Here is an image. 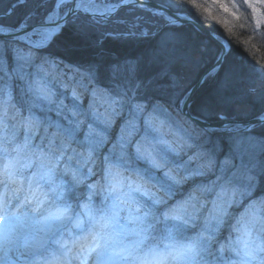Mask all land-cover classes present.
<instances>
[{"label":"clouds","instance_id":"9594fccd","mask_svg":"<svg viewBox=\"0 0 264 264\" xmlns=\"http://www.w3.org/2000/svg\"><path fill=\"white\" fill-rule=\"evenodd\" d=\"M48 2L0 39V264H264V138L213 147L174 101L102 89L51 51L70 19L132 4L150 14L132 35L159 25L197 53L199 34L222 79L256 92L264 0Z\"/></svg>","mask_w":264,"mask_h":264},{"label":"rangeland","instance_id":"374dc122","mask_svg":"<svg viewBox=\"0 0 264 264\" xmlns=\"http://www.w3.org/2000/svg\"><path fill=\"white\" fill-rule=\"evenodd\" d=\"M31 1H37V0H12L10 5H8L7 2L5 1L6 3L4 7L0 8L1 11L0 33L6 32L5 29L8 27L17 29L21 27L22 24H27L29 26L35 24V23H30L31 21L30 18H33L36 15L34 12L33 13L31 12L26 16H24L23 20L20 23L14 24V26L12 25L13 22L11 16L13 15V13H15L17 9H19V6L21 4H25V3L30 4ZM114 2L119 3L120 0H114ZM121 5L122 6L118 9V11L114 15L109 17L108 22L106 24H103L106 25V27L104 28L106 29L105 31H108L105 34L113 35V36L122 35L133 38H141L137 35H132L133 32L138 33L140 31V28L138 27L134 28L131 27V25L134 24L135 18L138 15H143L146 18H149L150 14L143 12V10L136 9L132 4H121ZM83 17L91 18L92 19L91 22L93 25H97L98 23L96 22V19H100L99 17L94 19L91 14L82 13L75 19V21H78V19L82 20ZM85 21L87 22V20ZM121 21H123V23H121ZM70 22H73L74 24L76 23L71 19L69 20V23ZM140 23L144 24L145 20H141ZM76 31L81 32L79 30ZM151 32H155L156 34L154 36L149 35L147 38L157 37V41H156L157 46L158 47L163 46L162 52L163 51L166 52L164 53V56H166L164 60L163 58L160 59L157 56V54H154L153 51H152V55H147V56L139 55V57L135 58L133 61L129 60V61L121 62L119 66H116L114 76L117 77L118 79L114 80V82L113 80H105L102 77L103 81H108L106 83L107 85H103L102 84L103 82L96 81V83L102 89H107L108 91H111L113 93L127 94L129 96H131L133 90H135L138 95H142V96H147V95L150 96L152 92L157 91L160 92V95L162 97L164 98L169 97L171 102L174 101L175 105L177 107H180L181 106L180 101L183 99L187 91L194 84H196L202 73L213 65V63H211L209 60L211 53L206 49L207 47H205V49L208 51L207 55L204 54V52L194 53L189 49V47L188 49L185 50L184 53L182 51L180 52L181 49L178 46L175 49V45H176L175 37L171 31H169L168 29L166 30V28L160 27L159 25H156L150 27V33ZM8 40H10V37H8ZM200 46L203 47L202 44ZM188 50L189 53L186 52ZM185 53L188 56H185ZM154 63L158 65L157 67L160 68L158 70L159 73L163 72L162 77L160 76L159 79V82H161V84L157 85L156 87L153 85L152 79L149 80L150 76L152 77V74H154L155 72L150 70L149 71L150 75L147 76L149 67H151V64ZM201 70H203V72H201ZM222 72H223V65L217 73L212 72L209 74V76L205 79V81L200 85L199 90L192 97L194 99L191 105L197 100V98L201 97V95L205 93L206 90L211 87V85H215L216 83V85L219 86L218 83L222 81L225 82V87L227 89L231 87L229 90H232L234 87L238 88L237 90L235 89L236 91L233 90L229 94L232 95L235 94V100L242 102V105H238L237 108L235 109L238 113L240 111L239 114H241L242 117L244 118L249 117L250 113H257L256 116L260 115L261 113H264V89H257L256 92H252L249 90V86H236L233 83H231L228 79L222 80V74H221ZM199 73L201 75L198 77ZM121 74L123 77L120 76ZM219 76L221 77L220 79H218ZM130 79H132L133 83H131ZM222 82L220 83V88L223 89L224 87ZM109 85L112 86L114 89H112V87L110 88ZM250 87H256L255 83H253ZM222 93L214 92V95L216 98L219 99L226 98ZM258 93L260 94L258 95ZM103 95L104 93L101 92L102 98ZM252 97H254V100L252 99V101L256 104V105L254 104L255 106H251L250 104H248L251 102ZM243 102H246V104H244ZM224 115L227 116V114ZM236 117L237 116H235V119ZM231 131H232L231 133L229 132L227 133V135L221 137L220 134H214V135L212 134L214 136V140H216L215 144H213L214 145L213 147H216L218 142L221 146H224V142L226 140L232 141L233 137L237 139H239L242 136L252 137L254 140H259L260 138H264V122L255 124V127L251 126V131L244 132L238 129L237 127L231 128ZM207 139L209 141L208 135H207ZM228 147L230 150V145Z\"/></svg>","mask_w":264,"mask_h":264},{"label":"trees","instance_id":"16d2710c","mask_svg":"<svg viewBox=\"0 0 264 264\" xmlns=\"http://www.w3.org/2000/svg\"><path fill=\"white\" fill-rule=\"evenodd\" d=\"M5 1L8 5H10L12 2V0H0V8L4 7L6 3ZM19 9H17L11 16L13 26L14 24L20 23L23 20V17L31 12H34L36 15L33 18H30V23L41 21L44 15H46V13L50 11V4L48 0H37L31 1L30 4H21L19 6ZM85 18L86 17H83L82 20L78 19V21H74L76 22L75 24L73 22L68 23V25L63 29L62 34L56 38L51 51L54 55L59 56L70 63L86 68L92 74L93 79L97 82H103L102 84L107 85L106 83L108 81H103L102 77L105 80H113L114 82V80L118 79L114 76L116 66H119L121 62L129 60L133 61L135 58H138L139 55H152L153 51L154 54H157L160 59L163 58L164 60V58L166 57L164 56V53L166 52H162L163 46H157V37L144 39L122 35H106L105 33L108 32L105 31L106 29H104L106 25L102 24V26L99 23L97 25H93L91 22V18ZM85 20H87V22ZM76 30H79L81 32H77ZM168 30L174 34L176 42L175 49L178 46L181 49L180 52L182 51L184 53L185 50L188 49V40L178 37L176 35V31L173 29ZM192 39L194 41H198V46L202 44L204 48L207 47L206 49H208V45L205 43V41L203 39H199V34H195ZM206 49L204 51V54L207 55L208 51ZM186 52L189 53V50ZM185 56L188 55H186L185 53ZM157 66L158 65H156L155 63L151 64V67H149L147 73V76H149L150 70L155 72L154 74H152V77L150 76L149 78V80L152 79V83L155 87L161 84V82H159V79L160 76L162 77L163 75V72L159 73L158 70L160 68ZM201 72H203V70H201ZM200 75L201 74L199 73L198 77ZM120 76H122V74ZM220 78L221 77L219 76L218 79ZM130 81L131 83H133L132 79H130ZM220 83H218L219 86L216 85V83L215 85H211V87L207 89L206 92L201 95V97L197 98V100L191 105V112L193 114L209 120L218 119L220 113L227 114L228 116H237V118L239 119H248L257 115V113H250L249 117H242L241 114H239L240 111L238 113L235 110L238 105H242V102L235 100V94H229L231 93V91L235 89L237 90L238 88L234 87L232 90H229L231 87L227 89L225 87V82H222L223 87L227 90L224 88L222 89L220 88ZM111 87L112 86H110V88ZM112 89L114 88L112 87ZM214 92H223L222 94H224L226 98H220V100L219 98L215 97ZM260 93H258V95ZM150 96L159 97L171 102L169 97L164 98L160 95V92L157 91L152 92ZM252 99L254 100V97L251 98V102L248 104H250L251 106H255L256 104L252 101ZM243 103L246 104V102ZM221 136L225 135H220V137ZM208 138L210 145L214 146L213 144H215L216 141L214 140V136L208 135Z\"/></svg>","mask_w":264,"mask_h":264},{"label":"water","instance_id":"95a60500","mask_svg":"<svg viewBox=\"0 0 264 264\" xmlns=\"http://www.w3.org/2000/svg\"><path fill=\"white\" fill-rule=\"evenodd\" d=\"M146 2L149 4V6H155L156 5V1H153V0H146ZM27 30H29V28L24 29L22 32H18V33H15V34L0 35V38H8V37L18 36V35L23 34L24 32H26ZM222 60H223V57H221L220 59H217L215 61V63L210 68H208L207 70H205L202 73V75L199 77V80L196 82V84H194L187 91V93L184 96L182 110L185 111L186 113H188L189 115L193 116L194 118H196V121L199 124V126L201 128L206 129V130L224 129L225 132H231V128L239 126V125H244L245 127H247L246 128V130H247V129H250L251 126H253L255 124L264 122V113H261L260 115H258L256 117H253L251 119H247V120H236L235 118L232 119V118L227 117L225 115H221L219 117L220 119H218V120H206V119H203V118L198 117V116H196V115L191 113L190 105H191V103H192V101L194 99L192 97L199 90L200 85L205 81V79L209 76V74L212 73L211 69L213 67H215L216 64H220L221 67H222V63H221ZM217 72H215V73H217Z\"/></svg>","mask_w":264,"mask_h":264},{"label":"bare ground","instance_id":"6f19581e","mask_svg":"<svg viewBox=\"0 0 264 264\" xmlns=\"http://www.w3.org/2000/svg\"><path fill=\"white\" fill-rule=\"evenodd\" d=\"M154 1V0H153ZM47 14V13H46ZM30 26H32V25H30ZM17 29H19V31H17ZM17 29H14V28H11V27H8V28H6L5 29V31L6 32H8V34H15V33H18V32H22L24 29H27V28H22V27H19V28H17ZM8 30H11V31H8ZM27 31H29V30H27ZM26 31V32H27ZM20 35H22V34H20ZM20 35H18V36H20ZM13 37H10V39H12ZM0 39H3V40H5V38H0ZM214 64V63H213ZM104 85V84H103ZM182 100H184V97H183V99ZM196 116H198V115H196ZM221 116V115H220ZM219 116V117H220ZM199 117V116H198ZM201 118H203V117H201ZM230 118H235L234 116H231ZM203 119H206V118H203ZM220 119V118H219ZM207 120V119H206ZM209 120V119H208ZM235 120V119H234ZM236 120H239V119H236ZM238 129H240V130H246V128L247 127H245L244 125H239V126H236ZM244 130V131H245ZM247 130H249V129H247ZM227 133L228 132H224V133H218L217 131H216V129H212V130H207V135H214V134H220V135H227Z\"/></svg>","mask_w":264,"mask_h":264},{"label":"snow or ice","instance_id":"6c2138e0","mask_svg":"<svg viewBox=\"0 0 264 264\" xmlns=\"http://www.w3.org/2000/svg\"><path fill=\"white\" fill-rule=\"evenodd\" d=\"M49 37H45V40L48 39Z\"/></svg>","mask_w":264,"mask_h":264}]
</instances>
